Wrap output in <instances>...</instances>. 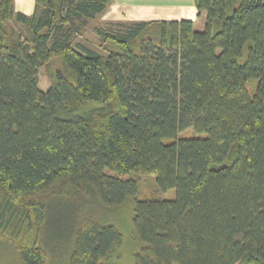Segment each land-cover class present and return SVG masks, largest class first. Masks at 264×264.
I'll list each match as a JSON object with an SVG mask.
<instances>
[{"label": "trees", "instance_id": "obj_1", "mask_svg": "<svg viewBox=\"0 0 264 264\" xmlns=\"http://www.w3.org/2000/svg\"><path fill=\"white\" fill-rule=\"evenodd\" d=\"M113 2L0 0V238L41 264L43 227L81 205L68 264H121L90 208L132 199L130 264H264V0H194L198 30L96 23ZM139 174L174 196H140Z\"/></svg>", "mask_w": 264, "mask_h": 264}, {"label": "rangeland", "instance_id": "obj_2", "mask_svg": "<svg viewBox=\"0 0 264 264\" xmlns=\"http://www.w3.org/2000/svg\"><path fill=\"white\" fill-rule=\"evenodd\" d=\"M97 22L99 23L98 20H96ZM194 29L198 30L199 28L195 26ZM83 35V38L88 39L91 44L97 46L98 42L92 30L88 29ZM59 65V60L54 58L48 65L42 66L39 69V87L41 89H46L49 86L50 69H54ZM256 83L257 81L255 79H251L248 82L247 87L250 93L254 91ZM134 176L137 177L140 184V196H160V198H171L174 196V189H169L166 192L159 191L153 175L139 174ZM91 209L95 211V217L98 219L101 217L103 219H101L102 222L115 223L122 233V244L114 251L112 259H115L121 264L132 263L133 255L140 247V242L134 233L132 224L133 200L127 199L120 205L107 207L102 211H98L97 207H92ZM90 210L87 209V212ZM85 212L81 205H79L75 208L74 212L65 213L58 224L54 223L52 225L48 223L43 227L41 232V245L46 249L47 257L41 264H68L69 256L74 245V232L77 225L86 215ZM0 264H23L14 245L2 238H0Z\"/></svg>", "mask_w": 264, "mask_h": 264}, {"label": "crops", "instance_id": "obj_3", "mask_svg": "<svg viewBox=\"0 0 264 264\" xmlns=\"http://www.w3.org/2000/svg\"><path fill=\"white\" fill-rule=\"evenodd\" d=\"M14 10L31 14L35 0H13ZM189 19L202 28L205 13L198 14L194 0H114L97 16L101 24L106 22H132L153 20Z\"/></svg>", "mask_w": 264, "mask_h": 264}]
</instances>
